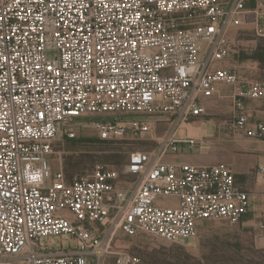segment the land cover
<instances>
[{"label":"built area","instance_id":"2783aa9c","mask_svg":"<svg viewBox=\"0 0 264 264\" xmlns=\"http://www.w3.org/2000/svg\"><path fill=\"white\" fill-rule=\"evenodd\" d=\"M243 25L264 39V0H0V264H141L114 250L117 231L182 244L203 222L241 223L250 195L229 165L167 159L199 146L190 121L224 87L231 133L264 141L247 104L264 102V81L231 62ZM86 126L157 146L123 173L54 172L55 145Z\"/></svg>","mask_w":264,"mask_h":264},{"label":"rangeland","instance_id":"374dc122","mask_svg":"<svg viewBox=\"0 0 264 264\" xmlns=\"http://www.w3.org/2000/svg\"><path fill=\"white\" fill-rule=\"evenodd\" d=\"M233 40L236 49L232 53V64L239 68V60L252 62L243 69H250L254 79L264 81V41L257 38L252 28L246 25L233 31ZM255 58H259L260 62L254 61ZM222 94H227V91H222ZM203 101L204 99L201 104L205 105L208 116L192 119L189 128L190 137L198 138L200 144L193 150L186 149L182 152L208 157L213 154V148L219 145L217 142L224 141L220 140V131L224 133L221 136L226 140L242 137L224 132L232 113L227 111L229 107L223 112L214 108V104L221 103L224 99L213 97L210 104H204ZM168 130V125L158 122V137ZM149 139L146 137L143 141L104 142L96 130L86 126L78 131L73 143L65 140L55 145L52 168L56 172L62 167L69 179L89 177L98 165L123 173L131 153L153 150L157 146V141ZM167 161L184 160L170 157ZM124 181L129 186L133 179L124 178ZM262 233L263 219L256 225L248 221L239 224H231L226 220L206 221L201 223L195 239L187 243L174 244L146 234L131 238L117 231L113 248L115 251L140 257L141 264H264V242L260 239ZM59 243L63 244L64 249L70 247L67 238H61ZM106 264H114V260L110 259Z\"/></svg>","mask_w":264,"mask_h":264},{"label":"crops","instance_id":"0c3cea01","mask_svg":"<svg viewBox=\"0 0 264 264\" xmlns=\"http://www.w3.org/2000/svg\"><path fill=\"white\" fill-rule=\"evenodd\" d=\"M259 39L264 41L262 38ZM257 59L254 61L260 62V60ZM239 61V72H241V74L246 76L248 79H254L253 71L248 68L247 70L243 69L244 66L252 62L246 63L245 61ZM226 91L227 94H222L221 97H218L224 99L225 101L214 104V108L217 111L223 112L226 107H229L227 111L233 114V93L236 91L233 87H224L223 92ZM210 99L211 100L204 99L203 103L210 104L212 98ZM212 104L213 103H211V105ZM247 104L249 107L248 113L252 119L254 121L264 122V102L248 101ZM224 132H226L227 135L228 132H231L227 125L226 128H224ZM222 134L224 133L220 131V140L224 141L217 142L219 145L213 148V154L208 157L186 153L187 151L183 153L182 151L186 150V148H184L180 154L171 158L182 159L184 161L181 162L201 166H209L218 163H225L229 165L236 175L237 188L250 195V210L244 217L243 221H248V223L255 225L258 224L261 219H263L264 222V181L258 173V167L260 165H264V141H254L239 135V137H242L241 139L230 138L229 140H226L227 138H222Z\"/></svg>","mask_w":264,"mask_h":264},{"label":"trees","instance_id":"16d2710c","mask_svg":"<svg viewBox=\"0 0 264 264\" xmlns=\"http://www.w3.org/2000/svg\"><path fill=\"white\" fill-rule=\"evenodd\" d=\"M257 58H255V59H253V60H256ZM259 59V58H258ZM257 59V60H258ZM68 141L70 142V143H73L75 140L74 139H68Z\"/></svg>","mask_w":264,"mask_h":264}]
</instances>
